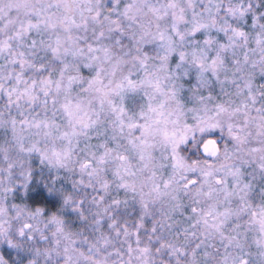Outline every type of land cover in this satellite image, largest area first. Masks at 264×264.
Wrapping results in <instances>:
<instances>
[{"label":"snow or ice","instance_id":"snow-or-ice-1","mask_svg":"<svg viewBox=\"0 0 264 264\" xmlns=\"http://www.w3.org/2000/svg\"><path fill=\"white\" fill-rule=\"evenodd\" d=\"M0 264H264V0H0Z\"/></svg>","mask_w":264,"mask_h":264}]
</instances>
